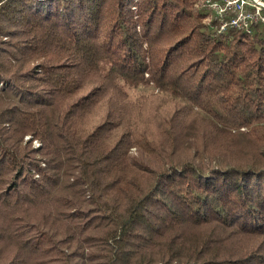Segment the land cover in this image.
<instances>
[{
	"label": "trees",
	"instance_id": "obj_1",
	"mask_svg": "<svg viewBox=\"0 0 264 264\" xmlns=\"http://www.w3.org/2000/svg\"><path fill=\"white\" fill-rule=\"evenodd\" d=\"M200 1L0 0V264H264V27Z\"/></svg>",
	"mask_w": 264,
	"mask_h": 264
},
{
	"label": "built area",
	"instance_id": "obj_2",
	"mask_svg": "<svg viewBox=\"0 0 264 264\" xmlns=\"http://www.w3.org/2000/svg\"><path fill=\"white\" fill-rule=\"evenodd\" d=\"M200 7L208 11L205 21L212 29H230L252 35L256 26L264 27V0H201Z\"/></svg>",
	"mask_w": 264,
	"mask_h": 264
},
{
	"label": "rangeland",
	"instance_id": "obj_3",
	"mask_svg": "<svg viewBox=\"0 0 264 264\" xmlns=\"http://www.w3.org/2000/svg\"><path fill=\"white\" fill-rule=\"evenodd\" d=\"M205 19H207V18H205ZM165 97H167V99H171L169 96H167V95H164ZM26 139L28 140V139H30V135H27L26 136ZM40 143H39V141L38 140H35L34 141V145L35 146H38Z\"/></svg>",
	"mask_w": 264,
	"mask_h": 264
}]
</instances>
